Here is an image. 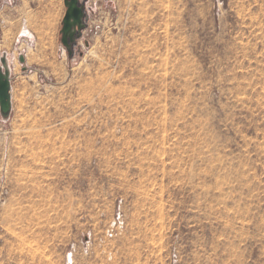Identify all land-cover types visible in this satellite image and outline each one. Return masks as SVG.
<instances>
[{
    "label": "rangeland",
    "instance_id": "1",
    "mask_svg": "<svg viewBox=\"0 0 264 264\" xmlns=\"http://www.w3.org/2000/svg\"><path fill=\"white\" fill-rule=\"evenodd\" d=\"M80 3L0 0V264H264V0Z\"/></svg>",
    "mask_w": 264,
    "mask_h": 264
},
{
    "label": "water",
    "instance_id": "2",
    "mask_svg": "<svg viewBox=\"0 0 264 264\" xmlns=\"http://www.w3.org/2000/svg\"><path fill=\"white\" fill-rule=\"evenodd\" d=\"M81 0H63L66 7L61 21L60 41L66 47L67 54L71 55V47L76 38L80 35L84 27V5ZM19 61H25L22 54L18 57ZM12 108L11 101V71L8 64L6 53L0 56V116L7 120Z\"/></svg>",
    "mask_w": 264,
    "mask_h": 264
}]
</instances>
